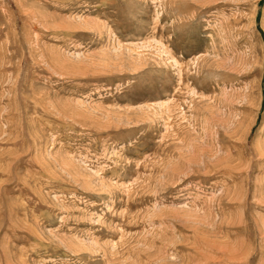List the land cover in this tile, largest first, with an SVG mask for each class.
Segmentation results:
<instances>
[{"label": "rangeland", "instance_id": "obj_1", "mask_svg": "<svg viewBox=\"0 0 264 264\" xmlns=\"http://www.w3.org/2000/svg\"><path fill=\"white\" fill-rule=\"evenodd\" d=\"M0 264H264V0H0Z\"/></svg>", "mask_w": 264, "mask_h": 264}]
</instances>
